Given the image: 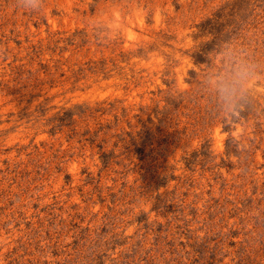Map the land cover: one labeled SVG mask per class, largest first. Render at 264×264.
Instances as JSON below:
<instances>
[{
	"label": "rangeland",
	"instance_id": "obj_1",
	"mask_svg": "<svg viewBox=\"0 0 264 264\" xmlns=\"http://www.w3.org/2000/svg\"><path fill=\"white\" fill-rule=\"evenodd\" d=\"M39 5L0 0V264H264V0Z\"/></svg>",
	"mask_w": 264,
	"mask_h": 264
},
{
	"label": "clouds",
	"instance_id": "obj_2",
	"mask_svg": "<svg viewBox=\"0 0 264 264\" xmlns=\"http://www.w3.org/2000/svg\"><path fill=\"white\" fill-rule=\"evenodd\" d=\"M22 6L33 11L40 7L39 0H22ZM220 58L219 66L205 77L203 86L215 97L219 110L234 115L243 108L246 97L252 92L258 66L234 45L222 48Z\"/></svg>",
	"mask_w": 264,
	"mask_h": 264
},
{
	"label": "trees",
	"instance_id": "obj_3",
	"mask_svg": "<svg viewBox=\"0 0 264 264\" xmlns=\"http://www.w3.org/2000/svg\"><path fill=\"white\" fill-rule=\"evenodd\" d=\"M206 52L202 51L201 54H197L195 57L196 59V63H202L204 62V55H205Z\"/></svg>",
	"mask_w": 264,
	"mask_h": 264
}]
</instances>
